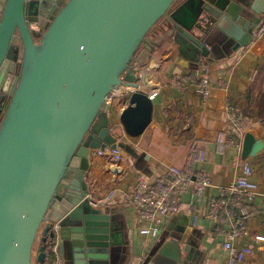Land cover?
I'll return each instance as SVG.
<instances>
[{"label":"water","instance_id":"1","mask_svg":"<svg viewBox=\"0 0 264 264\" xmlns=\"http://www.w3.org/2000/svg\"><path fill=\"white\" fill-rule=\"evenodd\" d=\"M263 19L264 0H0V264H44L51 241L64 264H113V216L87 175L94 150L152 121L144 66L168 40L197 64L232 55ZM119 86L136 90L113 125ZM177 245L158 262L184 264Z\"/></svg>","mask_w":264,"mask_h":264},{"label":"crops","instance_id":"2","mask_svg":"<svg viewBox=\"0 0 264 264\" xmlns=\"http://www.w3.org/2000/svg\"><path fill=\"white\" fill-rule=\"evenodd\" d=\"M217 56L197 64L181 54L173 41L158 47L141 71L142 90L154 94L152 121L141 135L124 134L119 139L126 145L121 147L119 161L93 155L87 175L89 193L101 198V207L113 216L119 251L113 264H160L159 251L170 241L178 244L184 264H231L223 244L227 225L207 218L206 212L210 198L218 192L216 186L235 180L244 160L253 164L252 179L259 193L245 206L249 232L235 245L253 250L247 263L264 264V240L257 238L264 236V41L254 38L232 55L220 48ZM204 77L215 83L207 98L201 93ZM229 101L250 117L246 134L252 140L247 156L243 155L245 139L239 149L229 138ZM127 103L124 99L113 106V125L119 123L118 115ZM200 149L206 155L194 161V168L209 174L214 185L201 197L188 191L180 210L165 219L157 236L143 234L135 208L128 202L137 178L156 179L173 167H184L189 155Z\"/></svg>","mask_w":264,"mask_h":264},{"label":"built area","instance_id":"3","mask_svg":"<svg viewBox=\"0 0 264 264\" xmlns=\"http://www.w3.org/2000/svg\"><path fill=\"white\" fill-rule=\"evenodd\" d=\"M254 38L264 41V19L257 26L254 32ZM223 78L219 79V83ZM215 83L207 77L202 79L201 93L207 98L210 89ZM136 90L130 86H119L109 95L107 102L112 114L113 106L116 102L128 99L130 94ZM154 98V94H150ZM228 107V132L231 143L241 149L242 141L247 131V122L250 121L244 110L237 103L229 101ZM223 140V136L220 141ZM94 154L100 156L112 157L120 160L122 153L121 147L106 148L105 150H94ZM203 149L194 150L190 155L184 167H173L167 173L156 179H150L144 176L137 178L128 202L135 208V220L141 228L143 234L157 236L165 219L176 214L182 205L183 195L192 191L193 197H201L206 188L213 186L214 182L209 174L203 170L194 168V161L205 158ZM254 173L253 164L249 160L243 161L242 173L227 185L216 186L217 193L209 201V207L206 217L225 222L226 238L223 242L224 248L229 251L231 264H249L247 257L253 250L247 247H236V241L248 234L246 225V204L253 200L259 193L258 183L252 179ZM87 197L93 207H101V198L88 193ZM47 224H53L58 228V222L47 221ZM45 223V224H46ZM264 240V236H257ZM47 261L49 264H64L63 258L58 249L57 243L53 241L47 245Z\"/></svg>","mask_w":264,"mask_h":264},{"label":"trees","instance_id":"4","mask_svg":"<svg viewBox=\"0 0 264 264\" xmlns=\"http://www.w3.org/2000/svg\"><path fill=\"white\" fill-rule=\"evenodd\" d=\"M44 264H49V262L46 260V261L44 262Z\"/></svg>","mask_w":264,"mask_h":264}]
</instances>
